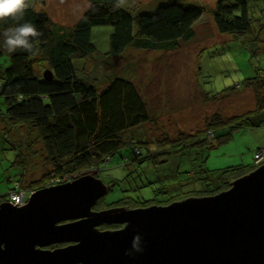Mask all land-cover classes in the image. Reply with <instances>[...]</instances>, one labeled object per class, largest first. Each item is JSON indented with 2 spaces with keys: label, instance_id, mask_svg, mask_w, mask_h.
<instances>
[{
  "label": "trees",
  "instance_id": "obj_1",
  "mask_svg": "<svg viewBox=\"0 0 264 264\" xmlns=\"http://www.w3.org/2000/svg\"><path fill=\"white\" fill-rule=\"evenodd\" d=\"M87 1L89 8L80 19L73 26L64 27L52 22L46 12L37 8L36 0H26L24 19L36 25L40 32L34 48L31 52L17 50L11 54L0 48V117L7 122L0 126V131L4 139L19 148L15 161L23 170L15 181V188L0 195V203L9 200L10 193L22 191L30 161L36 156L41 157L44 174L28 186L32 193L83 175L100 178L118 153L122 160L132 163L147 159L155 163L161 159L164 163L172 151H186L192 159L194 153L201 158L204 156L199 162V171L188 170V177L179 182L184 187L196 185V189L193 187L167 199L158 198L156 194L147 199L140 194L126 195L108 205L103 202V196L97 201L96 210L121 206L144 208L190 196L213 195L228 189L234 179L255 169V156L264 149L262 146L255 150L251 164L211 170L206 167L205 158L211 148L230 140L240 128L264 126V75L260 70L238 84L255 87L256 109L229 117L214 113L206 129L183 134L177 141L169 137L157 139L152 148L143 144L148 141L136 131L151 120L137 84L125 74H104L102 66L95 74L86 69L88 59L94 55L120 54L130 47L169 50L175 48L179 40H191L195 36L194 24L205 9L181 0H160L156 7L146 11L130 9L126 5L128 0ZM213 18L221 33L242 38L264 29V0H217ZM258 22L260 26H256ZM15 23L11 19L0 20V31ZM97 26L110 27L107 53L97 50L93 33ZM234 88L209 91L208 95L213 99ZM18 125H25L27 133L17 136L13 128ZM175 147L179 148L170 149ZM164 190L159 187L154 192ZM29 192L26 193L30 195ZM116 226L123 225L104 224L100 229ZM64 244L57 243L54 247Z\"/></svg>",
  "mask_w": 264,
  "mask_h": 264
},
{
  "label": "rangeland",
  "instance_id": "obj_2",
  "mask_svg": "<svg viewBox=\"0 0 264 264\" xmlns=\"http://www.w3.org/2000/svg\"><path fill=\"white\" fill-rule=\"evenodd\" d=\"M162 1L128 0L126 5L133 10L146 11ZM181 1L205 9L194 24L195 36L191 40H179L175 48L161 51L130 47L120 54L94 55L86 63L87 71L94 72L102 66L104 74H125L137 84L151 120L139 126L136 131L142 134L143 140L148 141L143 144L152 148H155L154 142L157 139L169 137L177 141L183 134L206 129L208 119L214 113L229 117L253 111L258 105L255 87L238 84L245 78L256 75L258 70L264 75V29L235 38L231 34L221 33L215 24L213 10L217 0ZM36 7L46 12L52 22L71 27L89 8V3L87 0H36ZM256 26H260V22ZM109 31L108 26L93 29L94 41L101 53L108 52ZM232 86L235 88L231 92L209 98V91L215 93ZM6 124L0 117V126ZM13 129L18 132L17 136L27 133L25 125H18ZM261 146L264 148V126L255 129L240 128L230 140L209 150L205 165L211 170H218L238 164H251L255 150ZM177 148L179 147L170 149ZM18 152L19 148L13 147L10 141L4 139V134L0 131V195L15 188V181L23 171L22 165L15 161ZM187 153L172 151L169 159L166 157L168 161L164 163L161 159L156 163L151 159L141 163L125 162L118 153L112 158L109 167L100 174V178L109 187L103 202L108 205L126 195L136 197L139 194L143 199L156 195L167 199L170 195L189 191L193 187L196 189V185L184 187L179 182L188 177V170L199 171V162L203 161L204 156L201 158L194 153L192 157L196 160L192 161L194 157L192 159ZM43 174V162L41 157L36 156L30 161L22 191L29 192L28 186ZM159 187H164L165 190L155 193ZM30 195L26 193L25 203ZM7 201L11 202L10 199ZM174 201L178 199L168 204ZM47 249H51V246Z\"/></svg>",
  "mask_w": 264,
  "mask_h": 264
},
{
  "label": "water",
  "instance_id": "obj_3",
  "mask_svg": "<svg viewBox=\"0 0 264 264\" xmlns=\"http://www.w3.org/2000/svg\"><path fill=\"white\" fill-rule=\"evenodd\" d=\"M107 193L88 174L1 202L0 264H264V163L226 190L167 205L95 210Z\"/></svg>",
  "mask_w": 264,
  "mask_h": 264
},
{
  "label": "clouds",
  "instance_id": "obj_4",
  "mask_svg": "<svg viewBox=\"0 0 264 264\" xmlns=\"http://www.w3.org/2000/svg\"><path fill=\"white\" fill-rule=\"evenodd\" d=\"M26 7V0H0V20L16 21L15 24L0 31V48L10 54L17 50L31 52L36 38L40 35L36 25L24 19ZM135 240H139V237L137 236ZM134 247H137L135 243Z\"/></svg>",
  "mask_w": 264,
  "mask_h": 264
},
{
  "label": "built area",
  "instance_id": "obj_5",
  "mask_svg": "<svg viewBox=\"0 0 264 264\" xmlns=\"http://www.w3.org/2000/svg\"><path fill=\"white\" fill-rule=\"evenodd\" d=\"M264 162V149L256 154L255 156V165L259 166ZM26 192L20 191V192H12L10 193V201L17 204V205H22L25 203V197Z\"/></svg>",
  "mask_w": 264,
  "mask_h": 264
},
{
  "label": "flooded vegetation",
  "instance_id": "obj_6",
  "mask_svg": "<svg viewBox=\"0 0 264 264\" xmlns=\"http://www.w3.org/2000/svg\"><path fill=\"white\" fill-rule=\"evenodd\" d=\"M110 208V207H109ZM100 209H102V208H99L98 210H100ZM106 209H108V208H106ZM96 210V209H95ZM105 228H107V227H105ZM105 228H103V229H105ZM57 244V243H56ZM65 245V244H64ZM49 246H51V249H54L55 247H54V244H52V245H49ZM49 246H47L46 248H49ZM61 246H63V245H61Z\"/></svg>",
  "mask_w": 264,
  "mask_h": 264
}]
</instances>
